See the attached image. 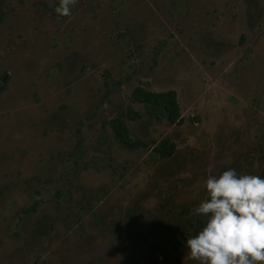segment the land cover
Returning <instances> with one entry per match:
<instances>
[{
    "label": "rangeland",
    "instance_id": "374dc122",
    "mask_svg": "<svg viewBox=\"0 0 264 264\" xmlns=\"http://www.w3.org/2000/svg\"><path fill=\"white\" fill-rule=\"evenodd\" d=\"M58 1L0 0V264H196L207 177L264 178V0Z\"/></svg>",
    "mask_w": 264,
    "mask_h": 264
},
{
    "label": "clouds",
    "instance_id": "9594fccd",
    "mask_svg": "<svg viewBox=\"0 0 264 264\" xmlns=\"http://www.w3.org/2000/svg\"><path fill=\"white\" fill-rule=\"evenodd\" d=\"M78 0H59L55 12L70 16ZM206 198L195 208L205 226L187 238L196 264H264V178L235 169L209 175Z\"/></svg>",
    "mask_w": 264,
    "mask_h": 264
},
{
    "label": "trees",
    "instance_id": "16d2710c",
    "mask_svg": "<svg viewBox=\"0 0 264 264\" xmlns=\"http://www.w3.org/2000/svg\"><path fill=\"white\" fill-rule=\"evenodd\" d=\"M55 7L59 6V1L56 2ZM54 15L57 17H62L54 12ZM3 83H1V86ZM131 98L134 101H139L142 103H148L151 106L155 107L159 113H161L165 120L169 124L177 123L180 120V113L178 108V103L176 99V93L173 89H165L159 91L147 90L141 88L139 86H135L130 93ZM108 125L111 127L113 131V136L127 148H135L137 146H144L145 143L137 138H131L128 133V128L125 125L124 121L122 120L121 116H114L107 121ZM151 151H153L158 157L165 158L171 156L174 150V143L169 140L168 138L164 137L161 138L156 144L151 146ZM37 205V200H33L31 204L25 207L23 210L24 212H28L30 210H34ZM205 219V217H203ZM194 221L203 222L201 221L200 217H195ZM192 221L189 220V224ZM181 239H176L172 244H179L181 243ZM150 248L155 251L163 250V246L151 242Z\"/></svg>",
    "mask_w": 264,
    "mask_h": 264
}]
</instances>
